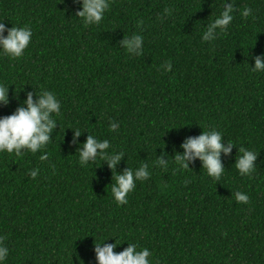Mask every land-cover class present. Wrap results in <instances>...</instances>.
<instances>
[{"label": "trees", "instance_id": "1", "mask_svg": "<svg viewBox=\"0 0 264 264\" xmlns=\"http://www.w3.org/2000/svg\"><path fill=\"white\" fill-rule=\"evenodd\" d=\"M230 4L231 23L203 41ZM80 9L81 0H0V22L32 30L21 57L0 54V83L9 85L0 116L28 93L35 101L51 91L60 102L44 149L0 152L4 264H98L95 244L115 240L114 253L134 243L153 264H264V72L250 70L257 56L264 63V0H109L88 25ZM133 34L140 55L122 43ZM213 129L234 144L220 154L219 181L199 158L179 170L184 141ZM88 134L124 154L114 170L100 158L79 164ZM241 147L257 153L250 175L235 168ZM141 164L149 177L118 206L113 176Z\"/></svg>", "mask_w": 264, "mask_h": 264}, {"label": "clouds", "instance_id": "2", "mask_svg": "<svg viewBox=\"0 0 264 264\" xmlns=\"http://www.w3.org/2000/svg\"><path fill=\"white\" fill-rule=\"evenodd\" d=\"M108 7L109 0H81V9L76 15L82 18L85 25L99 24ZM233 12V5L224 7L219 16L204 31L202 40H215L217 35L222 33L233 20ZM250 12L251 9L245 8L241 15L246 17ZM213 29L219 30L216 36H212ZM31 37L32 30L27 25L7 28L4 23L0 22V54L10 58L21 57L30 44ZM141 41L140 35L133 34L130 37H124L122 43L128 53L140 55ZM164 67L167 71L170 64H166ZM250 70L264 72L261 56L255 58L254 67ZM8 93L9 85L0 83V104L8 103ZM59 113L60 102L51 91L41 90L35 101L32 99V93H28L23 104L18 106L14 112L0 116V152L21 155L22 149L33 154L44 149L50 142V133L56 125L54 116H58ZM109 129L116 130L117 124L110 121ZM80 134L79 130L75 131V136L78 137ZM222 140L221 132L214 129L202 131L197 137L187 138L181 145L184 149L183 155L177 154L174 158L177 168L179 170L188 169L186 161L199 158L207 175L219 181L224 173L220 154L223 152L227 155L234 145L231 141H227L228 147H225ZM109 148L110 143L107 139L100 140L94 135L88 134L82 145V150H78V162L82 167H85L100 158L107 161L108 167L114 170L124 154L109 152ZM239 152L241 154L236 159L235 168L242 176L250 175L254 171L253 161L257 153L243 147L239 148ZM47 156V152H44L39 159L46 160ZM157 163L161 168L168 167L163 161L158 160ZM148 168V164H141L138 168L129 167L122 174L116 173L113 176L115 183L111 186V194L118 206L127 204V196L135 188L136 181H143L149 177ZM30 176L36 177L37 170L32 169ZM233 196L237 202H248V196L245 193L236 191ZM5 239V236L0 235V264H4L9 252L8 247L4 244ZM100 245L101 243H96L94 248L98 264H153V261L149 259L151 252L148 248L137 249L136 244L129 243L122 251L114 253L113 248L119 245L116 240L112 244H105L102 247Z\"/></svg>", "mask_w": 264, "mask_h": 264}]
</instances>
